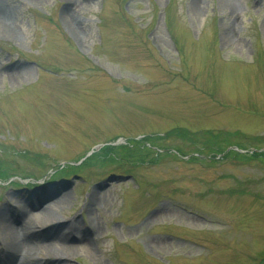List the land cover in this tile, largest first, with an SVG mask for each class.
Returning a JSON list of instances; mask_svg holds the SVG:
<instances>
[{"label":"rangeland","instance_id":"rangeland-1","mask_svg":"<svg viewBox=\"0 0 264 264\" xmlns=\"http://www.w3.org/2000/svg\"><path fill=\"white\" fill-rule=\"evenodd\" d=\"M0 3V156L23 179L0 212L86 233L64 264H264V157L235 158L264 152V0ZM145 137L143 163L48 175Z\"/></svg>","mask_w":264,"mask_h":264},{"label":"bare ground","instance_id":"bare-ground-1","mask_svg":"<svg viewBox=\"0 0 264 264\" xmlns=\"http://www.w3.org/2000/svg\"><path fill=\"white\" fill-rule=\"evenodd\" d=\"M193 9L195 6L193 5ZM0 32L15 36L10 26L6 10L0 3ZM91 202H95L94 199ZM50 208L45 206L40 212L32 213L28 209L21 210L17 220L24 219L22 225L14 223L15 218L9 216L11 210L0 212V226L4 238L0 248V264H42L36 262L37 253L45 251L48 258L55 257L56 261L45 264H64L69 252L74 248L71 241H78L81 245L86 243V233H77L72 225L61 229L65 224L53 225L55 219L50 214ZM7 212V213H6ZM18 213V210H17ZM49 225V226H48ZM48 241H45V240ZM50 240V241H49Z\"/></svg>","mask_w":264,"mask_h":264},{"label":"trees","instance_id":"trees-1","mask_svg":"<svg viewBox=\"0 0 264 264\" xmlns=\"http://www.w3.org/2000/svg\"><path fill=\"white\" fill-rule=\"evenodd\" d=\"M176 131H178L179 133H183V131H181L180 129H177ZM174 132H172L168 135H172ZM155 138H157V137H155ZM117 139L118 138H114L113 141H116ZM150 139H153V137L152 138L145 137L142 140H137V139L130 140L129 139L127 141V143L120 144V145H111V144L106 145V146L100 148L98 151H95L91 156L86 158L81 164H79V165H73V164L62 165V164H59V165H57V168H51L48 175H51V176L55 175V177H60V178L66 177V176L70 177L72 175H78V174L84 173L85 171H87L88 169H90L92 167H97L99 169H106L107 170L108 167L112 166V167H119V168H121L120 170H122L125 166H127V163L122 161L123 156H125L126 154L123 153L121 150H119L118 153L117 152L115 153V151L118 149H122L123 151H125L128 154L131 153L132 154L131 155L132 156V158H131L132 162L143 163L144 159L149 156V155L146 156L144 153H146V151L150 150V148H151V147H147L145 145V142L149 141ZM217 150H218V152H221V153L225 152V149H223L222 146H220V144L217 146ZM230 152L231 151L227 152L226 154H229ZM159 153H160V151H158V153H155L156 156L153 159L152 158L150 159V161H151L150 163L155 164L156 162H158L160 160L159 159L160 156L163 157V154H159ZM23 154L25 155L27 153H23ZM260 155L264 157V152H261V153L252 152V153H250L249 151H247L246 153H243V154L238 153L235 158L240 159V157H248L249 158L248 160H250L251 158H255V156H260ZM83 156H85V155H83ZM83 156H81L80 158H82ZM126 156H128V155H126ZM214 157H216V156L214 155ZM37 163L39 165H41L43 163V161H40L38 159ZM130 164H129V166L133 165L132 163H130ZM9 165H12L13 167H11L10 169L6 168ZM42 165H44V163ZM134 166H138V164L133 165L130 168H127L126 173H131V171L134 169ZM18 168L19 167L17 166V164L15 163V161L13 159L8 160V159H4L0 156V182L6 183V182H10V181H15L16 177H18L20 174L18 171ZM28 178L32 179L35 177L32 175H29Z\"/></svg>","mask_w":264,"mask_h":264},{"label":"water","instance_id":"water-1","mask_svg":"<svg viewBox=\"0 0 264 264\" xmlns=\"http://www.w3.org/2000/svg\"><path fill=\"white\" fill-rule=\"evenodd\" d=\"M126 179L128 178V179H130V177H125Z\"/></svg>","mask_w":264,"mask_h":264}]
</instances>
